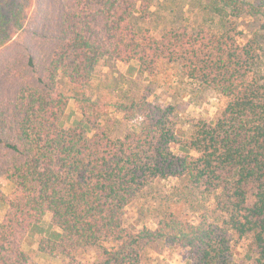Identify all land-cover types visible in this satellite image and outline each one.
I'll list each match as a JSON object with an SVG mask.
<instances>
[{
    "label": "trees",
    "instance_id": "obj_1",
    "mask_svg": "<svg viewBox=\"0 0 264 264\" xmlns=\"http://www.w3.org/2000/svg\"><path fill=\"white\" fill-rule=\"evenodd\" d=\"M151 7L0 0V179L14 187L0 191V264H37L23 244L48 214L53 230L38 251L67 264H154L155 244L181 249L184 264H235L242 241L251 263L264 264V0H210L159 31L137 24ZM103 60L135 62L153 80L179 68L224 104L213 123L179 121L148 88L112 103L141 118L115 138L104 104L86 94ZM60 76L79 94L82 119L70 128ZM159 184L169 194L152 205L155 228L127 226L128 207ZM94 248L95 262L77 259Z\"/></svg>",
    "mask_w": 264,
    "mask_h": 264
},
{
    "label": "rangeland",
    "instance_id": "obj_2",
    "mask_svg": "<svg viewBox=\"0 0 264 264\" xmlns=\"http://www.w3.org/2000/svg\"><path fill=\"white\" fill-rule=\"evenodd\" d=\"M141 7L144 0H136ZM210 0H151L153 13L149 19H139L137 24L142 29L162 30L165 27L182 22L190 13L198 12L206 7ZM241 24L249 26L248 21L242 20ZM243 30L248 28L242 27ZM262 64L261 69L264 74V37L261 39ZM58 91L68 98L69 106L64 117L63 125L70 128L77 125L82 114L78 108L77 98L79 94L70 85L66 78L59 77ZM151 88L152 95L150 101L165 106H173L179 121L196 118L213 123L223 104L224 100L212 91L206 90L197 83L183 78L179 68L170 70L167 74L160 76L156 80L141 74L137 63H122L113 60H103L96 69L94 75V86L87 91L90 98L102 101L107 111L105 118L112 121V136L115 138L124 137L133 130H139L141 118H130L127 115L118 113L113 107V102L123 98L126 102L146 93ZM176 153L185 152L174 146ZM194 154V153H192ZM169 185L159 184L147 199L135 202L127 209L126 225L141 228L147 226L154 229L152 221V205L156 204L157 199L166 197L169 194ZM13 186L7 178L0 179V191L6 195L13 192ZM6 208H0V221L4 218ZM44 231H35L25 237L23 247L31 254L37 264H67V259L57 256L50 257L38 251V241L41 236H49L53 228L51 227V215L48 214L44 219ZM105 247H112L110 243L104 244ZM247 242L242 241L233 248L235 264H252L246 255ZM100 249L94 248L77 255V259L85 263H93L97 260ZM146 256L154 264H184V252L181 249L169 248L163 244H155L148 248Z\"/></svg>",
    "mask_w": 264,
    "mask_h": 264
}]
</instances>
